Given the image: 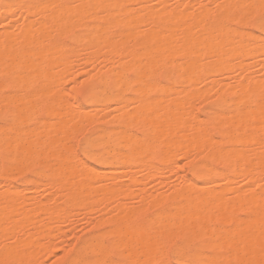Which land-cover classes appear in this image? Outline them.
Wrapping results in <instances>:
<instances>
[{
    "label": "bare ground",
    "instance_id": "bare-ground-1",
    "mask_svg": "<svg viewBox=\"0 0 264 264\" xmlns=\"http://www.w3.org/2000/svg\"><path fill=\"white\" fill-rule=\"evenodd\" d=\"M245 1L249 2L248 4L251 10L248 15L249 19L253 17V12L262 9L264 10V0ZM131 2H136L137 4L144 6L154 5L159 7L160 10H163V7H161L160 4H152L151 0H14L10 2H2L0 0V10L2 11L0 13V24L4 23L6 20L10 21L13 19L14 13L16 12L14 9L17 5L20 6V13L23 14V21L21 23H18L17 21L18 25L16 23V25L8 26L4 23L6 27H4L3 30H0V91L4 86L11 88V93H0V102H2V104L4 103L8 110L12 111L13 113L16 112L15 123L13 127L0 128V152L4 153V157H6L8 161L13 163V165H16L13 167L15 170L17 169V164L19 165L24 161H36L37 159H35V157L37 156L35 154L38 153V150L35 151V149H44L47 146L46 142L41 141V135H39L41 134V131L38 130L40 127H38V125L40 123L37 122L38 125L31 126L29 123L31 120L28 118L29 115H24L28 112H31V110L34 108L35 105L32 104V101L35 104L37 99H34L33 97L36 98L40 95H43V97L49 98L50 96L44 95H51L52 97L49 99H53V97L55 99L57 96L59 110L56 109L57 113H55L59 114L58 112L60 109L62 111L65 110L64 112L60 111L61 115H64L63 113L67 112V101L65 95L59 89H55L56 86H60V80L58 77L59 74L65 75L67 79L64 81V83H67L75 73L73 71L71 62L69 61L70 57L73 55H65L67 51V41L64 35L66 36V34H72L75 29H80L83 30V33L73 36L75 43L89 46L95 41L93 37L92 39L90 37L91 35L93 36V34H96L101 42H106L107 36H109L110 32L113 31V26L118 25V23L121 24V22L124 23V21L127 20L130 23V26L133 27L135 25L134 23L136 14L132 11H125L123 7L126 3ZM242 3L243 0H227L224 4H214V8H220L222 11L219 20L220 23H218L220 24L218 25L220 26V29L221 27L223 28L221 23H224L226 18L230 16L239 18L240 14L242 13ZM209 12L210 9L207 8L203 9L201 12L188 16V22H197L200 20L198 26L201 27L195 32L190 33L182 28L183 26L181 23L183 20L178 18L177 14L172 13L170 15H164L163 22L160 24L158 29L160 31H151L148 34L149 38L143 43L141 52L145 51L146 55H144L138 62H134L133 65L131 63L128 64L124 71L134 70L138 72L140 74V79L137 85L138 87H141L143 84H145L143 83L145 79H151L155 73H162L168 68H173L172 83H177V74L179 71L181 72V74H179L182 75L183 79L192 81L193 75H197L200 78L217 74L220 72V70L223 72V69L229 66L231 59L246 55V62L239 65L238 68L242 70V73L248 72L256 62H259L258 54L264 53V15L256 21L254 27L261 32L260 34H256V31L253 32L254 30L249 31L244 25H237L236 28L233 29V34H230L229 32H226L227 30L225 32L223 29V32L217 30V27L216 30L219 33L215 31L213 24L210 22L211 18ZM90 21L93 22V25H91L92 23L89 25ZM235 21H237L238 24H242L239 19ZM0 27L2 28L1 25ZM95 31H97V33H94ZM136 34V27L134 28V31L127 33H125V30L121 28L118 33L119 37H128L131 40L133 39V42L136 41ZM201 35L204 36V39L199 37ZM178 37L179 40L175 39ZM162 38L165 39L163 40ZM166 39H170V47L165 50H161L162 46H160V49L155 52L151 49V46H153L156 42L164 44ZM190 51H192V53L191 55H188ZM202 60H206L207 63L203 65ZM151 62H154L153 65H149L148 70L144 71L142 68ZM127 71L125 73H127ZM221 76L224 77L226 74L221 73ZM112 77L116 87L119 84L121 85V90L123 88L122 86L125 88L129 85L128 82H126V79V81L123 80V78H125L123 77V72L120 73L117 72V70H114L112 72ZM148 86L152 87L149 88L150 90L156 88L155 83H150ZM124 88L123 90H125ZM165 94H168V91L165 92L163 90H158L156 93H154L153 99L154 97H157V95L165 96ZM230 101L232 103L229 105V108H224V104H227V102ZM101 102V97L90 93L88 96V104L90 105L91 109H89V111H85L84 116L87 115L86 113L95 110L94 107L100 105ZM215 103V110L210 112L208 116L210 119L216 118V121H212V123L214 122L216 125L215 128H218L217 126H225L223 132L221 131V135H223L225 139V142H222H224L225 146L230 145L232 147H238L239 153L236 157L232 156V153L229 152L225 146L223 148H218V145L216 146V144H210L211 138L208 139V137L213 136L210 133L207 136L201 135L192 137L189 141L190 143L187 149H185L186 147L184 148V145L181 143L182 141L187 140V133L190 131L200 132L201 129H203V125L206 124H203V121L200 119L196 126L182 123L183 118L190 119L195 115L192 109L189 107L184 108L183 103L180 102L174 103L171 109L165 108L163 110L162 113L165 117V120L161 123V125L158 122L152 123V125H156V127L159 128L168 127L171 130V139L167 142L162 136V130H158L147 141L158 139V143L162 147V158H167L169 161H175L176 159L184 157L187 151L192 152L198 148H202L200 156L201 163L206 168L208 173L205 181L199 180L198 182L194 183L191 182L192 179H186V181L188 180L189 183H192L195 186L194 190L189 189V187L185 185L176 191V195L171 193L166 199V202L172 205H174V203L179 200L183 201L184 205L182 206L181 212L184 215L181 216L177 223H175V230L178 234H184L191 229L194 231L193 228H197V231L194 232V237L195 239L202 241L201 244L203 245L199 247V250L194 257L195 262L191 264H197V262L201 261H207L208 264H221L220 262L223 260H226V264H263L264 248H260L261 244H264L263 200L260 199L259 195L253 190L246 191L248 200L242 199L241 204L237 208L239 211H242L245 206H249L250 204L254 203L253 206L256 208L257 215L254 216V222L243 227L240 226L238 229H236L237 227H235L236 222L233 213L225 210L221 212L216 211L217 213L214 212L213 209L218 210L215 208L217 205L215 206L213 203L211 204L208 199L209 197L214 198L222 196L229 191L235 197L236 189L239 183L235 180V176L229 175L225 171H216L215 169L211 168L208 164V161L209 158H213L216 160L215 162L220 163L223 168L226 169H232L236 165L240 167L247 166L249 169L247 172L248 177L255 175L253 174L254 168L257 167L264 169V157L253 156L251 158H247V156L243 154L244 143H246V141L250 138L247 134L248 128L255 123L264 125V80H248L242 84L237 91H232L231 88L222 90L215 99ZM2 104L0 105L2 106ZM51 108L49 106L47 111L49 112V109ZM73 109V113L80 115V113L85 110V107L82 103H74ZM141 113L142 112L135 113L134 116L139 117ZM77 114L75 116H77ZM132 115L129 114L131 117ZM221 115L226 117L229 116L230 119L227 121L220 120ZM34 117L35 116H33V119ZM79 117L80 116H77L76 118L79 119ZM47 121L45 119V122ZM45 122H43V127H41L43 130H46L45 128H48V126V129L53 126L48 124V126L45 127ZM237 128L242 129V133L239 136L237 135V131H239ZM129 129L130 126L128 125L121 126L120 130H118V133H120L118 138H121L119 140H121V143L125 144L122 145V147L124 146L125 148L127 143L130 144V148L128 146H126V148L128 147L130 149L131 155L127 153H123V155L121 154L122 156L120 157V165L114 169L112 168L110 172L108 170L110 174L108 180L110 183L107 180L109 186L107 184L105 190L106 196L110 197L113 195L114 197V195H117L122 198L121 200L139 199L144 193V190H141L128 198L129 194L132 191L134 192V190L137 188H128L127 185L129 183L135 181L138 186H141L144 184V178H146V176L149 174H152L155 178L154 182H157L161 178V171L159 169L154 171L152 170L154 163L151 162V157L153 156L154 152L152 153V151L147 150L144 153H139L137 151L138 139L137 137L129 136ZM177 132L180 133L178 136H176ZM60 133L61 132L58 134ZM102 134L100 132V136ZM103 136L105 137L106 135L103 134ZM103 136L101 137L104 138ZM207 142L210 145L208 144L206 146ZM96 145H98V143ZM56 150L54 151L57 152L56 154L47 157L49 158L54 156L51 159L57 158V161L63 162L66 169L64 168V170L62 167L57 168L59 171H62L63 174L65 172V180L67 179L65 182L64 180L61 182L63 183L62 185H58V189L62 186H78L74 181H72V177L70 178L68 176V178H66L68 175H66V171H68V173L70 171L67 169L70 167V161H68L69 158L66 154L60 153L59 149L58 151ZM110 150L107 149L105 151L107 157L95 153L94 150L89 152L84 151L86 153V157L94 159L96 162H100L101 164L105 163L103 169L92 170L91 166L89 167L91 170L89 173H87V185L91 186L93 181L103 177L102 175L106 172V169L109 168L113 160L116 159ZM39 153L38 157L40 155ZM44 153L46 152L44 151ZM134 157H142L143 160L141 162H134L132 161ZM77 158L78 159L74 161L76 164H74V166H78L82 162H85L84 160L79 159L81 158L80 156ZM67 163L68 165H66ZM58 164L60 165V163ZM71 164L73 166V163ZM22 166L23 165L21 164L20 167L22 168ZM12 170L13 169L10 168L4 170L0 169V181L4 184V192L0 194V228L3 225L2 216L4 214L7 215L10 225H13V223L16 222L19 210L16 204L22 202L24 200V196L26 195L18 196L13 194L14 192L22 193L24 185H17L10 182ZM191 171L194 174L198 173L196 166L194 165L191 166ZM35 172L32 174H35ZM62 172L61 175H63ZM78 173L79 172L75 174L76 178H80L82 176L81 172L79 174ZM260 175L264 176V172H261ZM49 177L50 176H47V178ZM169 177H171V175ZM217 180H226L228 187L223 190L207 191L209 187L208 183ZM39 183V181H35L29 184V186L33 190V187L35 188ZM59 183L60 182L58 181V184ZM54 186L57 188V184ZM69 189L71 190V188ZM91 189H94V186L89 188V190ZM95 189L98 190V187ZM72 191H74V193L71 192L72 195L70 196L71 199L75 200V202H67L63 209L58 212L59 214H61L62 211L68 210L72 206L74 209H76V212L73 214V218L78 219L86 213L92 212L94 208L97 207V205L91 201V194L85 192L87 190H84L82 186L76 189V191L75 188L74 190L72 189ZM55 197H46V202L41 204L37 210L28 209L25 211L24 217L33 214L39 215L40 213L45 212L50 207L52 201L60 199L58 198L59 196L57 198ZM234 197L227 199L225 204L227 205L232 201L238 200ZM6 204H10V207L6 208L5 211H2V207ZM159 206L160 205L155 204L154 208H160ZM119 208H122L121 215L119 217H115L111 222V224L114 226V233L119 236L127 235L126 241L127 243L129 242L131 247L129 248L131 250L130 255H128L130 258H135H132V260H135V264H153V258L151 257L156 255L157 252H162V248L159 246L161 244L160 239L163 237V233L157 232V230L154 231V229L150 227L151 222L149 221V218L145 219L142 223L136 221L135 216L139 214L143 215L145 213L144 210H130L126 209L129 207L124 206H120ZM137 208L144 207L138 206ZM194 208H198L195 215ZM201 208L207 209L205 214L202 213ZM214 215L216 216L212 218L211 216ZM174 217H177V215ZM161 220L165 227H169L172 223H174L172 222L170 224L169 220L165 216ZM220 226H223V229H220ZM9 231L10 228L4 234H2V237H7ZM96 240L98 241H86L81 247L82 254L76 257L73 256L74 258H72L68 264H84L83 254L86 253H92L95 256V264H113L107 263V250L104 244L102 245V243L99 242V239ZM165 240L164 242L166 244L167 242ZM16 242L19 245L17 248H12L8 245L4 247L5 252L0 255V264H2L3 261L11 263L15 259L18 261L20 260L19 264H26V260L28 261L27 264H30L32 262V257L34 259L33 261H35L36 256L34 258V254H31L28 257V255L23 256L20 252L21 246L26 243V239L20 238L17 239ZM118 244H121L119 247L124 246L123 241L119 242ZM203 247H211L212 254L206 253L203 250ZM59 248V246H55L53 249L59 250ZM125 248L127 247L125 246ZM145 249L148 251V257H143ZM108 254L110 255V253ZM128 255L126 254V256ZM25 257L28 258L25 260ZM176 261V264H185V260L181 256H179ZM164 262L165 260L160 259L156 262V264H164ZM126 264H130V262Z\"/></svg>",
    "mask_w": 264,
    "mask_h": 264
},
{
    "label": "rangeland",
    "instance_id": "rangeland-1",
    "mask_svg": "<svg viewBox=\"0 0 264 264\" xmlns=\"http://www.w3.org/2000/svg\"><path fill=\"white\" fill-rule=\"evenodd\" d=\"M1 1L10 2L14 0ZM151 1L152 4H160L161 7H163V10H160L159 7H156L154 5L144 6L137 4L136 2L126 3L123 6L125 11H132L136 14L134 23L135 25L133 27L130 26V23L127 20L124 21V23H118V25L113 26V31L110 32L109 36H107L106 42H101L96 34H93V36L91 35L90 37L91 39L93 37V39L95 40L94 43H91L89 46L77 44L74 42L73 36L77 34L79 35L80 33L82 34L83 30L80 29H75L72 34L70 33L66 34V36L64 35L68 46H66L67 51L65 55H73L70 57L69 61L71 62L73 71L75 73L67 83H64V81L67 79L65 75L59 74L58 77L60 80V86H56L55 89H59L65 95L67 101V112L63 113L64 115H61L60 111L64 112L65 110L62 111L60 109V111L58 112L59 114H56V111L59 110V102L56 95L55 99L53 97L54 100L49 99L52 97L51 95H44L50 96L49 98H45L43 97V95L38 96L39 99L38 97H33L34 99H37L35 101V104L32 101V104L35 106L31 110V112H28L24 115H29L28 118L29 120H31L29 121L31 126L38 125L37 122L40 123L38 125V127L40 126V129L38 127L37 128L39 131H41V134H38L41 135V141L47 143L46 148L35 149V151L38 150V153L40 152L39 157L38 153L35 154L37 156L35 157V159L37 160L22 162V168L20 167L21 164H17L16 170L13 168L16 165H13V163L8 161V159L4 157V153L0 152V169H13L10 176V182L17 185H24L25 187H23L22 193L14 192L13 194L18 196H23L26 194L23 198L24 200H21L22 202L16 204L19 210L16 222L13 223V225H10L9 219L6 214L2 216L3 225L0 228V255L5 252L4 247L6 245L11 246L12 248H17L19 247V245L17 244L16 240L24 238L26 239V243L21 246V254L23 256L28 255V257L31 254H34V258L36 256L35 261H33L34 259L32 257V262L30 263L29 261L30 264H68L72 258L82 254L81 247L86 241H98L96 239H99V242H101L102 245L104 244L107 250V263L126 264L130 262V264H135V260H132L133 257L130 258L129 256L131 251L129 248L131 247L129 242L127 243L126 241L127 235H116L113 231L114 226L111 224L112 220L115 217H119L121 215L122 208L119 207L124 206L129 207L126 209L130 210H144L146 214L144 213L145 215H136V221L142 223L145 219L149 218V221L151 222L150 227L154 229V231L157 230V232L163 233V237L160 239L161 244L159 246L160 248H162V252H157L156 255L151 257L153 258V264H156V262L160 259L169 261L171 262V264H176V260L179 256L183 257V259L185 260V264H191L195 262L194 257L197 254L199 247L203 245L201 244L202 241L197 240L194 237V232L197 231V228H193L194 231H192V229H189L190 231L184 234H178L175 230V223H177L181 216L184 215L181 212L182 206L184 205L183 201L179 200L174 203V205H172L166 202V199L171 193H174V195H176V191L185 185L188 186L189 189L194 190L195 186L192 183H189L188 180L192 179L191 182L194 183L198 182L199 180L205 181L208 173L206 168L201 163L200 156L202 148H198L197 150L192 152L187 151L184 157L176 159L175 161H169L167 158H162V147L158 143L159 140H147L152 137L155 132H157L158 130H162V136L168 142L171 139V130L168 127H156V125H152V123L158 122L161 125V123L165 120V117L162 113L163 110L165 108L171 109L174 103H183V107H189L190 109H192L195 116L190 119L183 118L182 123L196 126L197 122H199L200 119L203 121V124H206L203 125V129H201L200 132H188L186 137L187 140L182 141L181 143L182 145H184L183 147H186L185 149H187L190 143L189 141L192 137L201 135L207 136L210 133L213 135L208 137V139L211 138L210 144H216V146L218 145V148H223L225 146V139L223 135H221V131L223 132L225 126H217L218 128H215L216 125L214 124V122L212 123V121H216V118L210 119L208 114L215 110V99L218 97L222 90L231 88L232 91H237L239 87L248 80H264V53L258 54L259 62H256L257 64L255 63V65L248 72L242 73V70L238 68L239 65L246 62L247 60V56L244 55L235 57V59H231L229 66L225 67L223 69V72H221L220 70V72L217 74L200 78L197 75H193L192 81L183 79L182 75H180L181 72L179 71L180 74H177V83H172L173 68H168L165 72L162 73L157 72L158 76L155 73L151 79H145V81L143 82L145 84H143L141 87H138L137 85L140 79V74L134 70H126L127 73H125L126 71L124 70L128 64L131 63L133 65L134 62H138L144 55H146L145 51L141 52L143 43L149 38L148 34L151 31H160L158 29L160 24L163 22L164 15H170L172 13L177 14L178 18H181L183 20L181 23L183 26L182 28L190 33L195 32L201 27L198 26L200 20H198L197 22H188V16L194 13L201 12L203 9L208 8L210 9V22L211 24H213L216 32L217 30L222 31L223 29L224 32L227 30L226 32L233 34V29L236 28L237 25H244L248 28L249 31L254 30L253 32L256 31V34H260L261 32L254 27L256 21L264 15V10L262 9L253 12V17L249 19L248 15L251 12L248 4L249 2L243 0V3L241 4L242 13L240 14L239 18H236L234 16L226 18L224 20V23H221V25H223V28L221 27L220 29V26H218L220 24L218 23H220L219 20L222 11L220 8H214V4H224L227 0ZM19 7L20 6L17 5L16 8L18 9H14V11L16 10V12L14 13L13 19L10 21L6 20L4 22L7 26L16 25L17 21L18 23H21L23 21V14L20 13L21 11ZM1 12L2 11L0 10V13ZM238 19L242 24H238L237 21H235ZM4 23L0 24L2 26V28L0 27V30H3V28L6 27ZM90 24L93 25V22L90 21L89 25ZM135 27L137 31V38L135 42H133V39L131 40L130 38L125 36L119 37L118 33L121 28L125 30V33H127L134 31ZM94 33H97V31H95ZM199 37H201V39H204L203 35ZM162 39L164 40L165 38ZM175 39L179 40V37ZM169 41L170 39H166L164 41V44L156 42L153 46H151V49L155 52L160 49V46H162L161 50H165L170 47ZM191 53L192 51H190L188 55H191ZM153 63L154 62H151L147 66L145 65L142 69L144 71H147L149 65H153ZM206 63V60H202L203 65H205ZM114 70H117V72L120 73L123 72V77L125 78H122L124 81L127 80L126 82H128L129 84L125 88L124 86H122L126 91L123 90V88L122 90L120 89V84L116 87V84L113 82L112 72ZM221 73L226 74V76L222 77ZM150 83H155L156 88L150 90L149 88H152L148 86V84ZM158 90H163L165 92L168 91V94H165V96L157 95V97H154L153 99L154 93H156ZM1 92L11 93V88H9L8 86H4L3 89H1L0 93ZM90 93L101 97L102 102L100 105L94 107L95 110L86 113L87 115L84 116V112L91 109L90 105L88 104V96ZM74 103H82L84 105L85 110L81 112L80 115H78L77 113H73ZM231 103L232 102L230 101L227 102V104H224V108H229V105ZM0 104H2V102H0ZM2 106L0 108V128L2 129L13 127L15 123L16 112L13 113L12 111L8 110L4 103L2 104ZM49 106L50 108L52 107L51 109H49L50 113L47 111V108ZM36 107H38L39 109ZM138 112L142 113L139 117H135L134 114ZM76 114L77 116H80L79 119L76 118ZM129 114H133L132 117L129 116ZM33 116H35L34 119ZM45 119L46 121L49 120L47 121L48 123L45 122ZM229 119V116L226 117L224 115H221L220 117V120L224 121H227ZM43 122L46 123L45 127L48 126V124H51L53 126L50 127V129H48V126V128H45L46 130H43L41 128L43 127ZM123 125L130 126V129L128 130L129 136L137 137V151L139 153H144L147 150L152 151V153L154 152L153 156L151 157V162L154 163H152L154 165V167H152V170L154 171L156 169H159L161 171V178L157 182H154L155 178L152 174H149L146 176V178H144L143 185L138 186L135 181L127 185L128 188L130 187V189L137 187L134 192L132 191L129 194L128 198H130L134 193L144 190V193L141 195V197L135 200H121L122 198L117 195H114V197L113 195L110 197L105 195L106 186L107 184L109 186L110 183V181L108 180V177L110 176V170L120 165V157L123 155V153L131 155V151L129 149L130 144H126V146H128L129 148H126V146L124 148V146L122 147V145L125 144L121 143V140H119L121 138H118L120 136L118 130H120L121 126ZM262 127H264V125L255 123L247 130V134L250 138L246 141V143H244L243 152V154L247 156V158H251L253 156L264 157V128ZM237 129L239 130L237 131V135L239 136L242 133V129ZM59 132L61 133L58 134ZM100 132L101 134L103 133L104 135H106L105 137L103 136V134L101 135L105 139L100 136ZM179 134L180 133L177 132L176 136H178ZM96 142L98 143V145H96ZM208 144L209 143L207 142L206 146ZM107 146H109L110 148ZM225 147L229 152L232 153V156L234 157H236L239 153L238 147H232L230 145ZM58 149L60 153L66 154L69 158L68 161H70V167L67 166L69 167L67 169L70 171L69 173L68 171H66V175L68 174L66 178H68V176L70 178L72 177L73 180H71L74 181L79 187L76 185L72 187L62 186L58 189V185H62L63 183L61 182H63V180L65 182L67 179L65 180V172L63 174V172L59 171L57 167H62V169H66V167H64L62 161H57V158V160L51 159L54 156L49 158L47 157L56 154L57 152L54 151H58ZM107 149H111L110 151L116 159H114L111 166L106 169V172L102 175L103 177L93 181L91 183V186L87 185V173H89L91 169H103L105 163L101 164L100 162H96V160L94 159L86 157V153L84 151L89 152L94 150L95 153L107 157L105 152ZM42 150H44L46 153H44V151ZM79 156L81 157L79 159H82L85 162H82V165L80 164L78 166H74V161L77 160V157ZM142 160V157H134L132 159V161L134 162H141ZM215 161L216 160H214L213 158H209L208 164L211 168L215 169L216 171H225L229 175L235 176V180L238 181L239 184L236 189L235 197L231 194L230 191L226 192L222 196L214 198L209 197L208 201H210L211 204L213 203L215 206H218L215 207L218 210L213 209V211L221 212L225 210L228 212H232L236 222V229H238L240 226L243 227L251 224L255 221L254 216L257 215L256 208L253 206L254 203L250 204L249 206H245V208L243 209L244 211H239L237 207H239V205L241 204L242 199L248 200V195H246L247 190H253L256 194L259 195V198L262 199L264 203V176L260 175L261 172H264V169L256 167L254 168L253 172V174L255 175L248 177L247 172L249 171V169L247 166L240 167L236 165L232 169H226L223 168L220 163ZM58 163H60V165ZM71 163H73V166ZM66 165H68V163ZM193 165L196 166V169L198 171L197 174H194L191 171V166ZM90 166L91 169L89 168ZM35 171L39 173H36ZM34 172L35 174H32ZM61 172L63 175H61ZM77 172H81L83 177L81 176L82 178H76L75 174H77ZM170 175L171 177H169ZM47 176L50 177L47 178ZM186 179L188 180L186 181ZM107 180L109 181V183ZM35 181H39L40 183L35 188L33 187L32 190L29 184ZM58 181L60 182L59 184ZM55 184H57V188L56 186H54ZM3 185L4 184L0 181V194L4 192ZM208 185L209 187L207 191L223 190L228 187L226 180L213 181L208 183ZM81 186L84 188V190H87L85 192L91 194V201L96 204L97 207H95L92 212L86 213L78 219L73 218V214L76 212V209H74L72 206V208H69L71 210L68 209L69 211H62L61 214H59L58 212L63 209L67 202H75V200L71 199L70 196L72 195L71 192L74 193L72 189L74 190L75 188L76 191V189L80 188ZM93 186L94 189L89 190V188ZM96 187H98V190L95 189ZM69 188H71V190ZM48 196H53V198L55 196V198L59 196L58 198L60 199L52 201L50 207L45 212L40 213L39 215L33 214L24 217L25 211H27L28 209L37 210L41 204L46 202V197ZM231 197H234L238 200L232 201L226 205L225 203L227 202V199ZM155 204L160 205V208H154ZM138 206H143L144 208H137ZM8 207H10V204L4 205L2 207V211H5ZM197 209L198 208H194V215L196 214ZM206 210V208H201L203 214L206 213ZM192 214L190 215L193 216ZM176 215L177 217H174ZM164 216L169 220L170 224L172 222L174 223H172L169 227H165L161 222V219ZM215 216L216 215L211 217L214 218ZM222 227L223 226H220V229H223ZM9 228L10 231L7 234V237H2V234H4ZM118 240L119 242L123 241V247H119V245H121L122 243L118 244ZM164 240L167 242L166 244ZM55 246H59V250H54L53 248ZM125 246L127 248H125ZM260 248H264V244H261ZM203 250L208 254H212L211 247H203ZM108 253H110V255ZM126 254L129 255L126 256ZM83 257L84 264H95V256L92 253L83 254ZM143 257H148L147 249L144 250ZM27 258L25 257V260ZM14 261L11 263L3 261L2 264H19L20 262V260H16L15 262ZM27 262L28 261L26 260V264ZM220 263L226 264V260H223Z\"/></svg>",
    "mask_w": 264,
    "mask_h": 264
},
{
    "label": "snow or ice",
    "instance_id": "snow-or-ice-1",
    "mask_svg": "<svg viewBox=\"0 0 264 264\" xmlns=\"http://www.w3.org/2000/svg\"><path fill=\"white\" fill-rule=\"evenodd\" d=\"M164 264H171V262L165 261ZM197 264H208V262L207 261H201V262H197Z\"/></svg>",
    "mask_w": 264,
    "mask_h": 264
}]
</instances>
